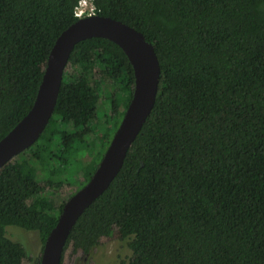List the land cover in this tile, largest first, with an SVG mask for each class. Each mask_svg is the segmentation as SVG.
Segmentation results:
<instances>
[{
  "label": "trees",
  "instance_id": "trees-1",
  "mask_svg": "<svg viewBox=\"0 0 264 264\" xmlns=\"http://www.w3.org/2000/svg\"><path fill=\"white\" fill-rule=\"evenodd\" d=\"M82 1L0 0V140L32 108L50 52ZM88 1L95 15L143 33L161 74L121 171L64 252L89 254L116 235L128 240V264H264V0ZM134 82L115 43L74 47L44 132L0 169V264L28 257L9 227L45 242L72 196L56 199L66 170L79 162L81 188L88 183Z\"/></svg>",
  "mask_w": 264,
  "mask_h": 264
},
{
  "label": "water",
  "instance_id": "water-1",
  "mask_svg": "<svg viewBox=\"0 0 264 264\" xmlns=\"http://www.w3.org/2000/svg\"><path fill=\"white\" fill-rule=\"evenodd\" d=\"M92 38L107 39L123 50L134 71L133 94L91 179L65 202L56 226L44 242L40 264H61L72 229L121 171L128 151L150 116L157 98L160 64L153 45L143 33L109 17L90 15L79 18L56 40L32 108L0 140V169L40 138L57 105L64 72L74 47Z\"/></svg>",
  "mask_w": 264,
  "mask_h": 264
},
{
  "label": "rangeland",
  "instance_id": "rangeland-1",
  "mask_svg": "<svg viewBox=\"0 0 264 264\" xmlns=\"http://www.w3.org/2000/svg\"><path fill=\"white\" fill-rule=\"evenodd\" d=\"M92 7V4L88 0L84 1L81 4V8L85 9L82 17L89 16L93 12H91ZM120 94L121 92L118 93V95ZM118 98L121 99L119 96ZM121 108L119 112L123 110V105ZM108 111L109 105H105V108L101 110L98 109V118H104ZM82 167L83 166L76 161L66 170L68 173L65 174V178L69 183L57 193V202L63 201L68 196L74 195L81 189L82 184H84V179H78L77 177L78 171H80ZM7 235L13 241L20 242L26 248L28 257L24 264H35V261L41 257L44 243L38 232L26 231L17 227H9L7 229ZM131 256L132 251L129 247L128 240H121L115 235L110 238L102 239L100 244L89 254H84L81 251H74L72 248H68L64 252L62 264H128Z\"/></svg>",
  "mask_w": 264,
  "mask_h": 264
},
{
  "label": "built area",
  "instance_id": "built-area-1",
  "mask_svg": "<svg viewBox=\"0 0 264 264\" xmlns=\"http://www.w3.org/2000/svg\"><path fill=\"white\" fill-rule=\"evenodd\" d=\"M84 1H87V0H84ZM84 1H82L81 3H80V5L78 6V8H76V11H75V15L78 17V18H82V14L84 13V10L85 9H82L81 8V4L84 2ZM93 11V12H92ZM91 14L90 15H95L94 14V10H93V7H92V10H91ZM89 15V16H90ZM86 17V16H85Z\"/></svg>",
  "mask_w": 264,
  "mask_h": 264
}]
</instances>
